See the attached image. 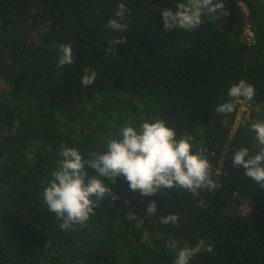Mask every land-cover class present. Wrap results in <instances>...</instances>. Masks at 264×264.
Returning <instances> with one entry per match:
<instances>
[{"label":"trees","instance_id":"16d2710c","mask_svg":"<svg viewBox=\"0 0 264 264\" xmlns=\"http://www.w3.org/2000/svg\"><path fill=\"white\" fill-rule=\"evenodd\" d=\"M119 3L131 10L122 33L105 27ZM174 3L0 0V264H174V252L200 238L214 252L189 264H264V189L232 162L234 149L264 147L251 130L264 121V0H224L228 16L165 32L160 10ZM118 35L127 44L106 55ZM62 43L72 45L74 63L58 68ZM85 67L97 73L87 88ZM241 79L255 95L240 100L250 117L235 128L240 102L231 113L215 109ZM157 119L177 138L192 136L214 180L220 172L216 191H201L207 206L183 189L143 197L123 177L115 184L99 177L120 199L106 196L86 225L62 230L39 197L61 146L103 154L122 127ZM152 201L157 212L145 214ZM171 213L179 214V227L159 223Z\"/></svg>","mask_w":264,"mask_h":264},{"label":"clouds","instance_id":"9594fccd","mask_svg":"<svg viewBox=\"0 0 264 264\" xmlns=\"http://www.w3.org/2000/svg\"><path fill=\"white\" fill-rule=\"evenodd\" d=\"M130 9L125 3H119L115 17L108 20L105 27L117 33L127 30L126 14ZM163 20V31L173 29L190 32L196 30L203 16L217 19L229 15L224 6V0H175L174 7L160 10ZM127 44L123 35L110 39L105 49L106 55H117L116 45ZM74 53L71 44H60L58 49L57 67L72 65ZM84 75L81 84L85 88L92 85L97 78L96 71L83 68ZM229 102L219 104L217 114H227L235 110L241 99L251 101L255 88L245 80L230 86ZM256 140L264 146V121L257 120L251 124ZM119 138H110L102 148L103 154L92 150L82 155L74 147L61 146L58 155L61 159L57 168L51 172V179L39 193L41 203L55 213L59 227L68 230L72 225H86L90 216L100 207L106 196L112 201L120 199L102 179L104 177L112 184L123 177L128 182L130 191L143 197H151L157 193L166 194L173 188L183 189L193 196L199 197L198 206H207L202 190L214 193L218 186L211 176L212 166L203 149L193 152L192 136L181 135L169 127L166 121L157 119L154 122L145 120L139 128L124 126L119 131ZM233 167L243 169L244 175L264 189V147L257 152H250L247 147L234 149ZM90 167L96 175H89L85 166ZM127 203V201H125ZM157 212L156 201L150 202L145 214ZM179 214L171 213L159 218L162 225L179 227ZM214 252V243L200 238L195 246L179 250L174 264H189L201 252Z\"/></svg>","mask_w":264,"mask_h":264},{"label":"built area","instance_id":"2783aa9c","mask_svg":"<svg viewBox=\"0 0 264 264\" xmlns=\"http://www.w3.org/2000/svg\"><path fill=\"white\" fill-rule=\"evenodd\" d=\"M249 36V37H248ZM248 41H251L253 39V34L251 32L248 33ZM241 106L238 110L237 116H236V124L235 128L244 122V120H249L250 117V109L251 106L245 102H240Z\"/></svg>","mask_w":264,"mask_h":264},{"label":"rangeland","instance_id":"374dc122","mask_svg":"<svg viewBox=\"0 0 264 264\" xmlns=\"http://www.w3.org/2000/svg\"><path fill=\"white\" fill-rule=\"evenodd\" d=\"M183 246H185V247H188V245H186V244H184ZM169 252H171V250H169ZM172 253V252H171ZM177 254H178V252L176 251V252H174V258H176V256H177Z\"/></svg>","mask_w":264,"mask_h":264}]
</instances>
